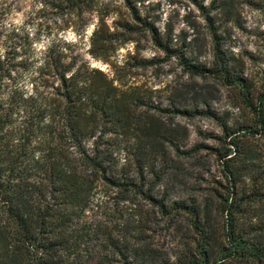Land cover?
I'll list each match as a JSON object with an SVG mask.
<instances>
[{"label":"trees","instance_id":"16d2710c","mask_svg":"<svg viewBox=\"0 0 264 264\" xmlns=\"http://www.w3.org/2000/svg\"><path fill=\"white\" fill-rule=\"evenodd\" d=\"M62 1L69 12L95 19L87 53L109 64L110 73L91 66L65 40L53 41L39 56L0 55V264H264V245L237 231L243 199L237 200L235 191L250 177L246 163L255 155L246 138L264 135V82L262 91H254L223 49L215 14L227 9V2L188 0L210 37L213 58L206 66L194 62V38L176 35L171 25L160 29L145 0ZM141 37L166 58L178 59L188 74L222 78L238 90L250 113L248 123L224 118L223 139L209 147L225 180L215 195L220 224L209 197L202 204L196 198L168 203L167 195L155 194L164 173L155 172L151 181L143 175L150 159H170L169 145L177 155L187 151L173 142L175 131L147 118L162 110L159 106L152 114H135L145 102L153 104V92L130 79L131 68L147 67L157 58L138 57L136 45L121 63L118 54ZM129 60L136 65L129 67ZM174 113L192 117L201 111L177 108ZM118 137L126 142L121 150ZM134 148L137 172L130 175L123 168ZM107 190L129 207L115 229L86 216ZM136 199L166 223L168 234L176 238L174 225L181 219L187 230L170 245L158 243L160 235L148 227V213Z\"/></svg>","mask_w":264,"mask_h":264},{"label":"rangeland","instance_id":"374dc122","mask_svg":"<svg viewBox=\"0 0 264 264\" xmlns=\"http://www.w3.org/2000/svg\"><path fill=\"white\" fill-rule=\"evenodd\" d=\"M120 2V0H117ZM227 9L215 14L216 22L222 31L224 51L233 58L236 72L242 73L250 80L256 92L263 90L264 69V0H225ZM145 5L158 15L157 25L164 29L166 25L174 28L180 37L186 35L194 38V62L208 66L212 61V45L207 33L205 20L197 7L188 0H145ZM210 0H204L209 5ZM68 4L62 0H0V55L9 58L33 53L39 56L46 48L58 40L74 43L72 49L80 52L91 64L106 73H110L107 63L91 58L87 53L89 35L95 19L88 14L76 15L68 11ZM78 31L80 36L76 33ZM139 50L138 57L157 58L147 67H135L134 60H129L130 79L142 85L143 90L153 92V104L145 102L136 108L135 114L142 115L153 107L162 110L148 116L163 127L175 131L182 151L187 154L177 155L169 145L167 161L160 158L149 160L143 167L145 179L153 180L156 174L164 173L161 184L155 188L158 197L167 195L168 203L172 201L196 198L202 204L210 198L212 213L217 224L222 223L215 196L221 193L225 183L220 162L212 153L210 146L218 145L217 139H223L220 123L226 117L238 123L251 121L250 113L244 106L238 90L228 86L222 78L210 75L198 76L188 74L176 58H166L156 51L144 38L137 44H128L118 54L119 62L126 59V54ZM19 59V58H18ZM201 113L194 116H182L174 113L175 109L193 108ZM125 140L118 137L117 146L122 149ZM247 146L255 154L247 160L243 178L236 186L237 200L242 198L243 205L236 219L237 231L245 239L264 245V135L257 134L246 138ZM120 153V152H119ZM118 153V155H119ZM120 164L124 161L121 152ZM125 168L130 175L137 172L135 148L128 152ZM105 191V190H104ZM91 204L86 211L87 218L96 217L104 225L115 229L120 215L127 216L128 204L117 198L115 192L108 191ZM213 193V195H212ZM144 212L148 213V227L160 237L158 243L170 245L180 239V233L187 230L184 219L177 221L174 227L179 230L176 238L165 230L166 223L160 221L154 210L143 201L136 199ZM99 206H96V204ZM124 212V213H123ZM159 221V222H158Z\"/></svg>","mask_w":264,"mask_h":264}]
</instances>
